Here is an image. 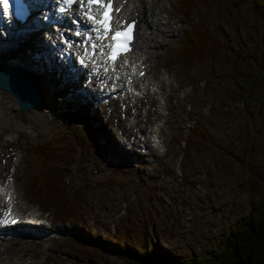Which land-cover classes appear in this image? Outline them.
<instances>
[{"label":"rangeland","instance_id":"374dc122","mask_svg":"<svg viewBox=\"0 0 264 264\" xmlns=\"http://www.w3.org/2000/svg\"><path fill=\"white\" fill-rule=\"evenodd\" d=\"M233 1L206 0L197 15L208 34L231 46L234 27L227 23L237 15L233 22L240 31L235 29L242 35L249 31L247 39L239 33L235 36L237 50L245 47L247 59L264 58V0H258L262 6L256 8L252 0H235L241 5L238 9ZM141 5L154 23L162 21L160 31H165L163 39L157 35L153 43L151 34L141 30L146 37L132 58L153 56L139 81L145 86L138 93L141 97L105 96V89L96 91L93 86L84 106L94 119L85 121L61 104L69 95L86 94L82 92L85 81L79 82V92L70 94L73 90L67 87L74 81L65 85L57 79L51 86V76L44 83L43 75L35 74L43 108L26 111H19L14 99L0 90V180L20 195V210L39 211L26 202L24 181L40 175V170L59 182L55 188L64 198L52 219L40 213L48 220L44 225H31L34 228H24L23 233L20 224L15 227L20 234L4 240L9 245L0 264H85L88 257L98 264L121 261L68 241L70 225H63V220L74 219L93 235L112 241L156 243L172 256L193 252L213 261L210 255L219 251L223 235L240 226L250 208L254 214L252 207L264 201V80L260 77L264 59L249 64L248 69L257 74L252 79L256 82L240 75L234 79L229 68L210 63L212 57L192 66H172L168 55L176 45L175 34L171 35L173 0H143ZM252 47L260 49L259 54ZM23 60L39 62L25 57L18 36H0V62L9 66ZM218 78L224 85H218ZM211 79L216 82L210 83ZM197 117L203 124L197 142L204 154L199 150L186 163L182 141L189 137L187 127L194 126ZM158 122L159 143L154 146L151 124ZM70 132L76 135V143L69 141ZM42 143L44 164L32 154L34 146L37 149ZM218 148L229 149L230 155L226 157L222 149L216 152ZM133 225L139 232L128 230ZM145 227L150 233L141 232Z\"/></svg>","mask_w":264,"mask_h":264},{"label":"trees","instance_id":"16d2710c","mask_svg":"<svg viewBox=\"0 0 264 264\" xmlns=\"http://www.w3.org/2000/svg\"><path fill=\"white\" fill-rule=\"evenodd\" d=\"M218 2H221V0H217V3ZM235 2L236 1L234 0L233 4L236 5L235 8L238 9L241 5ZM252 2L254 8L262 6L258 0H252ZM204 3L205 0H176V7L180 16L177 15V17L181 22V29L180 33L177 35L179 37V39H177L179 44L172 53L173 55H169V59L174 60L181 65H188L189 63L192 66L205 57L207 60H210L209 57H212L213 60H210V63L215 67L222 68V70L229 68L233 73L232 76L234 79L240 75L239 78L242 80H246L247 78L249 81L251 80L250 82H256V80L252 79L257 74L248 69L249 64H258L259 61L264 58L261 57L258 59L257 57H250L247 59V56H245L246 53L244 54V51L246 50L245 47L241 46L242 49L237 50L239 41L236 40L235 36L238 35V33L242 35V33L239 32V27L236 26L237 23L233 22L236 20L237 15H233L234 17H231L229 23H227L228 26L234 27L233 32L235 36L234 39L232 38V46L229 45V43L223 45L217 41V35L212 33L208 34V29H206L203 21L200 20L197 15L198 11L193 13L194 8L200 9ZM225 4L226 2L222 7H224ZM194 14H196V16ZM253 25L255 26L257 24L254 23ZM235 27H237L239 31H237ZM242 36L246 39L248 38V29ZM252 50L256 55L260 52V49L257 47H252ZM171 64L175 63L172 62ZM244 76L246 78H243ZM260 77L264 80V71L261 73ZM220 80L221 79L218 78V85H224ZM214 81L216 82V79H211L210 83ZM237 83L243 86L245 81H237ZM63 105V109L67 111L74 110L72 104L65 103ZM81 113V119L86 118L85 111H81ZM202 127L203 124L198 120V117L195 119L194 126L192 125L190 128L187 127L189 137L185 138L186 140L184 139L185 141L182 150L183 159L184 156L187 155L186 163L189 159H193L195 155H199V150H202V153L204 154L202 147H199L197 142V135L198 133L201 135L202 132L200 128ZM72 133L73 132L69 133L70 136H68V139L69 141L76 143L77 137ZM44 148L45 145L42 143L37 149L35 146L32 149V153L34 155H39L43 164L44 155L46 156ZM69 149L74 151L71 144ZM220 149L226 150V157L230 155L229 149L227 148H218L216 152ZM78 158L79 157H76V160ZM48 164L49 160L46 165ZM43 170L45 169L43 168ZM55 186L59 187V182L55 181L50 174L47 176L45 172L40 170V175L33 174L30 179H27L25 182V192L32 204L37 205L39 208H42L43 211L53 216L55 215L54 213L56 212V209L59 208L62 199V193L59 191L60 188L57 190ZM67 207L68 210H72L70 205ZM252 209L254 210V214L250 213L252 211L250 208V210L241 218L240 226L223 235L222 242L219 244V251L215 255H210L214 258L213 261H208L207 256L200 259L198 257L200 254L198 253V255H196L193 252L182 254L181 256H172L165 247L156 243L147 244L144 241H141L134 244L127 240L112 241L109 238L92 235L89 230L82 231V228H77L75 226V228L72 227L69 229L71 234L70 239L68 238L67 240L73 242L77 241L75 242L77 245L86 246L90 250L94 249V251L114 258H121L122 262L111 261L109 264H264V201L254 205ZM132 227H136V229H133ZM128 230L139 232L137 225L129 226ZM141 232L150 233L149 230H146V227L142 228ZM71 261L72 259L68 262L71 263ZM83 262L85 264L99 263L96 260L93 261L90 257L83 260Z\"/></svg>","mask_w":264,"mask_h":264},{"label":"bare ground","instance_id":"6f19581e","mask_svg":"<svg viewBox=\"0 0 264 264\" xmlns=\"http://www.w3.org/2000/svg\"><path fill=\"white\" fill-rule=\"evenodd\" d=\"M128 3V4H127ZM129 4H132L134 7H136V9H138L140 12H142L143 13V11H144V8H143V6L140 4V2H139V0H128V1H125V3L123 4V6H125V7H129ZM76 13V16L78 17V18H80V21L82 22V20H83V17H82V15H80V13H79V11H76L75 12ZM148 13V12H147ZM124 15L123 14H118V17L120 18V17H123ZM141 23H142V29L143 28H145L146 27V25H147V18L146 17H142V20L140 21ZM82 25L83 26H85L83 23H82ZM0 36H7V33L6 32H4V31H0ZM139 40L141 39V35L139 34L138 35V37H137ZM135 42V41H134ZM140 44H142V40L139 42V45H138V47H136V50L139 48V50L141 51V46H140ZM74 49L76 48H78V46H75V47H73ZM79 50V52L78 53H80V48L78 49ZM128 53H125V54H123V55H121V56H119L118 57V59L117 60H119L120 59V57H122V65H124V63L125 62H127V64H128V62H129V64H135V66L134 67H127L126 66V71H129L127 74H126V76L127 77H132L133 78V81H137L138 80V77L134 74V72H137V69H138V67H136V65L138 66V64L139 63H143V58H145L144 57V55L143 56H140L141 58H138L139 56H136V57H134V58H132L135 54H136V51L135 52H133V51H131L130 50V52H129V54L127 55ZM132 58V59H131ZM136 58H138V59H136ZM36 59V58H35ZM134 59H136V60H134ZM39 59H37V61H38ZM32 61H29V63L28 64H30ZM34 62H32V64H33ZM49 63V67H52L53 68V64H52V62L51 61H49L48 62ZM0 64H2L1 62H0ZM19 64V63H18ZM18 64H15V65H18ZM35 64V63H34ZM120 64V63H119ZM127 64H125V65H127ZM3 65V64H2ZM123 69V68H122ZM27 70V69H26ZM28 71V70H27ZM124 75V72L123 71H121L120 70V67H119V65H117L116 67H115V76L117 77V79H118V81H117V83L115 84V85H120V92H122V93H125L124 92V89H127V90H129V89H131V88H133V85H132V82H131V84L130 83H127L126 81H122V76ZM109 79H110V77H109ZM110 85H111V83H110ZM114 87V86H113ZM151 130H153L154 132H152L151 131V133H150V141H156L157 139H158V133L160 132L159 131V122H158V125L154 128L153 126H152V124H151ZM158 132V133H157ZM142 138V137H141ZM135 139H138V138H135ZM13 187V186H12ZM2 191H3V189H2ZM9 194H11V197H12V199H14L16 202H15V204L14 205H17V202L20 200V196H19V194L18 193H16L15 191H10L9 192ZM12 233H15V231H11V232H9V231H7L6 232V234L5 235H1L0 236V258L4 255V253H5V251H7V247H8V245H9V243H7L8 242V240L10 239V237L11 236H13L12 235ZM5 238V239H4ZM4 240L5 241H7V242H4Z\"/></svg>","mask_w":264,"mask_h":264},{"label":"water","instance_id":"95a60500","mask_svg":"<svg viewBox=\"0 0 264 264\" xmlns=\"http://www.w3.org/2000/svg\"><path fill=\"white\" fill-rule=\"evenodd\" d=\"M262 20L264 21L263 15ZM0 89L16 100L21 111L42 108L29 74L21 67H7L0 64Z\"/></svg>","mask_w":264,"mask_h":264},{"label":"snow or ice","instance_id":"6c2138e0","mask_svg":"<svg viewBox=\"0 0 264 264\" xmlns=\"http://www.w3.org/2000/svg\"><path fill=\"white\" fill-rule=\"evenodd\" d=\"M69 3H72L73 0H68ZM89 4L99 5L100 7L104 8L105 11L102 13L101 18L97 19L93 16L90 12L86 13L88 18L93 21L95 28L94 30L102 31L103 35L106 37L109 32H113L112 39L117 41L116 48L113 49V54L111 59L116 58V50L123 49L128 50L126 45L131 42V32L134 25H121L119 28H113L112 24V0H88ZM4 7H8V0H3ZM118 11V9H117Z\"/></svg>","mask_w":264,"mask_h":264}]
</instances>
